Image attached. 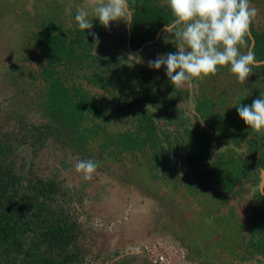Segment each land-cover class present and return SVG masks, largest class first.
Listing matches in <instances>:
<instances>
[{
    "label": "trees",
    "instance_id": "trees-1",
    "mask_svg": "<svg viewBox=\"0 0 264 264\" xmlns=\"http://www.w3.org/2000/svg\"><path fill=\"white\" fill-rule=\"evenodd\" d=\"M162 1L158 0L159 6H154L157 0H129L135 21L131 28L115 37L118 43L109 28L97 19L85 36L76 23L68 27L67 23L59 22L58 16L53 17L55 24L45 13L35 17L30 39L44 65L32 78L42 77L44 81L43 87H36V94L45 122L28 126V135L18 141L30 146L32 143L27 137L40 143L53 137L62 147L75 150L81 159L92 154L93 145L100 157L116 158L124 151L149 154L148 174L159 182L176 171L171 158L180 163L186 156L202 183L216 181L222 192L230 194L247 176L252 177L253 183L259 180L258 168H264V157L261 159L259 154H264V133H257L245 122L232 131L235 123L230 124L226 114L214 113L213 99L199 93L195 107L206 127L198 121L192 123L177 104L182 98V88H175L166 73L153 77L151 69L133 64L120 52L123 46L128 52L130 46L132 50L142 47L143 53L150 46L144 45L146 42L159 43L158 31L171 19L170 9ZM255 26L250 25L252 48L258 59H264V32L259 30L261 26ZM88 32L99 36L98 45ZM20 36L24 41L28 33ZM251 41L249 35L245 37L246 50ZM30 54L24 59L31 61ZM7 73L9 81L14 83V70ZM253 76L255 86L250 91H254V98L238 99L239 104L250 105L260 93L264 94V64L253 68ZM158 83L161 85H155ZM126 119L130 120V126L119 127L117 123ZM169 125L174 128L170 129ZM208 130L216 132L221 142L227 137L237 144L244 140L247 153L253 157L242 161L251 160L247 168L253 165L255 170L248 173L238 168L240 161L231 169L218 167L232 157L220 152L212 159ZM15 140L16 136L0 138V264H93L92 252L81 240L83 229L65 207L68 189H63L55 178L25 176L22 169L26 163L18 165L14 155L21 146ZM174 180L176 183V177ZM254 196L257 198L249 216L251 237L248 241L264 257V195L258 190ZM145 244L148 243L131 245ZM126 246L108 253L106 261H112L107 264H132L133 257L141 258L142 264H152L146 255L127 254L116 258ZM186 257L199 264L188 250Z\"/></svg>",
    "mask_w": 264,
    "mask_h": 264
},
{
    "label": "rangeland",
    "instance_id": "rangeland-1",
    "mask_svg": "<svg viewBox=\"0 0 264 264\" xmlns=\"http://www.w3.org/2000/svg\"><path fill=\"white\" fill-rule=\"evenodd\" d=\"M98 2L0 0V138L16 136L14 142L21 146L14 151V155H17L18 165L26 163L22 169L25 176L55 178L63 189H68L65 207L83 229L84 237L81 240L91 250L93 264H103L108 253L126 245L149 242L181 244L199 264H264L263 255L258 254L253 248L255 244L250 245L248 241L251 237L249 216L258 197L254 193L263 189L260 182L264 168L257 167V182L253 183L252 177L247 176L236 184L230 194H226L216 181L206 180L202 183L201 178L196 177L194 164H189L186 156L180 163L171 158L177 174L173 176L174 172L169 173L166 180L159 182L148 174L149 154L124 151L116 158L100 157L93 145L90 150L92 154L86 159L99 161V166L91 179H85L83 173H78L75 168L81 159L79 154L72 148L62 147V143L53 137L46 138L43 143L33 142L27 137L28 142L32 143L30 146L18 141L20 137L28 135V126L45 122L36 94V87H43L44 81L40 79L42 77L32 78L33 73L36 74L44 65L30 39L35 17L45 13V17L55 24L53 17L58 16L61 24L65 22L71 27L76 23L74 16L77 9L86 8L91 13ZM157 3L158 0L154 6H159ZM250 5L258 10L253 19L254 24L261 26L259 30L264 32V0H250ZM127 28L128 25L123 21L112 23L109 30L115 43H118L115 37ZM35 31H38L37 27ZM23 32L28 33L24 41L20 36ZM159 38L158 44L152 42L143 53L129 49L127 52L124 46L120 52L133 64L151 69L147 64L149 60L177 50L173 44L175 41H171L172 35L164 29ZM240 50L246 51L245 44L240 46ZM29 53L31 61L24 59ZM130 54L134 57H130ZM10 69L16 74L14 83L9 81L7 72ZM151 71L155 78L165 73L163 66ZM255 80L252 72L248 80L240 82L228 66H222L216 74L195 79L190 86L182 88V98L178 99L177 104L183 116H188L192 123L198 121L206 127L202 118L198 117L196 98L198 93L211 97L214 113L226 114L229 123H235L234 131L236 125L244 123L235 108L239 106L238 99L246 98L249 101L254 98L255 93L250 90L254 89ZM117 124L125 128L130 126V120ZM169 128H174V125H169ZM210 133L209 151L212 159H216L220 152L232 157L218 167H222V170L231 169L240 161L238 168L248 170V173L255 170L256 166L253 165L247 168L253 156L247 153L244 140L237 144L227 137L221 142L216 132ZM259 154L262 159L264 154ZM228 157L225 156V159ZM245 157L249 159L242 161ZM233 193L235 196H232ZM133 258L132 264L143 263L141 258ZM110 262L106 261L105 264Z\"/></svg>",
    "mask_w": 264,
    "mask_h": 264
},
{
    "label": "clouds",
    "instance_id": "clouds-1",
    "mask_svg": "<svg viewBox=\"0 0 264 264\" xmlns=\"http://www.w3.org/2000/svg\"><path fill=\"white\" fill-rule=\"evenodd\" d=\"M164 3L171 12L164 31L172 35L171 41H175L177 50L159 54L147 64L156 70L163 66L175 88H184L195 79L214 75L222 66H228L236 79L244 82L254 67L264 64V59H258L253 48L240 50L258 14L250 0H164ZM94 19L106 29L119 21L131 28L135 21L129 0H99L91 13L79 8L74 16L76 26L84 35L93 28ZM88 35L93 36L96 45L100 43L97 34L88 32ZM130 57L134 56L130 54ZM235 108L251 129L264 133V94L260 93L250 105L241 103ZM98 166L99 161L89 158L78 160L75 168L85 179H91Z\"/></svg>",
    "mask_w": 264,
    "mask_h": 264
},
{
    "label": "built area",
    "instance_id": "built-area-1",
    "mask_svg": "<svg viewBox=\"0 0 264 264\" xmlns=\"http://www.w3.org/2000/svg\"><path fill=\"white\" fill-rule=\"evenodd\" d=\"M127 254L146 255L152 264H196L187 259L186 248L177 243H148L142 247L128 245L120 251L116 258Z\"/></svg>",
    "mask_w": 264,
    "mask_h": 264
},
{
    "label": "crops",
    "instance_id": "crops-1",
    "mask_svg": "<svg viewBox=\"0 0 264 264\" xmlns=\"http://www.w3.org/2000/svg\"><path fill=\"white\" fill-rule=\"evenodd\" d=\"M162 3H164V0L162 1ZM254 20H252V23H254L253 22ZM128 28H129V26H128ZM164 29V28H163ZM162 30V29H161ZM249 33H251L250 32V30H249ZM252 35V34H251ZM158 36V35H157ZM250 36V35H249ZM251 38V37H250ZM153 41H149V42H146L144 45H149V44H151ZM253 43H254V41H253V39H252V41H251V43H250V46L249 47H253ZM128 49H129V47H128ZM130 50V49H129ZM131 51V50H130ZM132 52H136V53H139V52H142V47L141 48H139L138 50H132ZM165 54V53H164ZM261 183V182H260ZM263 189H264V186H263ZM232 196H235V194L233 193L232 194ZM228 201H229V198H228ZM231 201V200H230ZM229 201V202H230Z\"/></svg>",
    "mask_w": 264,
    "mask_h": 264
},
{
    "label": "water",
    "instance_id": "water-1",
    "mask_svg": "<svg viewBox=\"0 0 264 264\" xmlns=\"http://www.w3.org/2000/svg\"><path fill=\"white\" fill-rule=\"evenodd\" d=\"M163 28H164V27H163ZM163 28H162V29H163ZM160 31H161V29L158 31V34H159ZM158 34H157V35H158ZM249 35H250L251 39H253L251 33H249ZM128 47H129V49L132 51L131 47H130V46H128ZM261 186H262V187L264 186V171L261 172ZM262 187H260V189H262ZM261 192L264 193V192H263V189L261 190Z\"/></svg>",
    "mask_w": 264,
    "mask_h": 264
},
{
    "label": "flooded vegetation",
    "instance_id": "flooded-vegetation-1",
    "mask_svg": "<svg viewBox=\"0 0 264 264\" xmlns=\"http://www.w3.org/2000/svg\"><path fill=\"white\" fill-rule=\"evenodd\" d=\"M261 192V191H260ZM263 192H264V189H263ZM262 193V192H261ZM262 194H264V193H262ZM263 205H264V203H263ZM262 208H263V206H262ZM264 209V208H263Z\"/></svg>",
    "mask_w": 264,
    "mask_h": 264
},
{
    "label": "bare ground",
    "instance_id": "bare-ground-1",
    "mask_svg": "<svg viewBox=\"0 0 264 264\" xmlns=\"http://www.w3.org/2000/svg\"><path fill=\"white\" fill-rule=\"evenodd\" d=\"M260 186H261V183H260Z\"/></svg>",
    "mask_w": 264,
    "mask_h": 264
}]
</instances>
